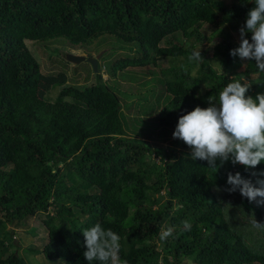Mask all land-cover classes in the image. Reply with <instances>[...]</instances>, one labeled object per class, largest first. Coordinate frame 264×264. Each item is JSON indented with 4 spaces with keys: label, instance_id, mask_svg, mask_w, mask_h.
Listing matches in <instances>:
<instances>
[{
    "label": "trees",
    "instance_id": "trees-1",
    "mask_svg": "<svg viewBox=\"0 0 264 264\" xmlns=\"http://www.w3.org/2000/svg\"><path fill=\"white\" fill-rule=\"evenodd\" d=\"M252 7L245 0H0V264H28L8 226L30 217L47 241L28 248L64 264H88L81 231L96 223L121 237L122 264H264V230H237L218 196L230 187L229 172L254 184L264 162L245 169L227 161L214 173L168 138L181 115L208 107L231 79L246 77L253 98L264 93L255 62L230 55ZM103 35L136 52L112 62L113 78L130 69L129 82L162 85L149 102L159 106L154 119L124 113L98 72L83 88L65 85L64 73L42 72L25 44H89ZM197 50L203 61L189 62ZM145 68L152 75L140 81ZM149 90L136 95V108L150 101ZM157 133L170 143L156 141ZM233 195L240 212L264 222L254 202ZM183 221L190 231H182ZM168 227L173 234L161 243Z\"/></svg>",
    "mask_w": 264,
    "mask_h": 264
},
{
    "label": "clouds",
    "instance_id": "clouds-1",
    "mask_svg": "<svg viewBox=\"0 0 264 264\" xmlns=\"http://www.w3.org/2000/svg\"><path fill=\"white\" fill-rule=\"evenodd\" d=\"M245 2L252 3L254 7L247 12L245 22L238 30L239 46L230 50V55L254 61L257 75L264 74V0ZM248 33L251 34L250 40L246 38ZM187 59L189 62L203 61L199 50L193 51ZM218 65L221 70V65ZM250 87L251 82L244 76L231 79L217 98L209 99L208 107L196 106L178 118L172 137L190 148L193 161H206L207 168L214 173L227 161L245 169L255 168L264 162V93H258L255 98L246 95ZM258 175L264 177V172ZM227 184L230 186L227 191H239L250 203L264 205V178L257 179L253 184L239 172H229ZM182 225V231L191 230L189 221H183ZM252 227L264 230V223L252 217ZM173 231L172 227L162 229L159 234L161 243ZM81 232L86 248L83 256L88 264H122L121 237L117 233L100 223ZM123 264H127V261H123Z\"/></svg>",
    "mask_w": 264,
    "mask_h": 264
},
{
    "label": "rangeland",
    "instance_id": "rangeland-1",
    "mask_svg": "<svg viewBox=\"0 0 264 264\" xmlns=\"http://www.w3.org/2000/svg\"><path fill=\"white\" fill-rule=\"evenodd\" d=\"M216 26L220 27V19L217 20ZM237 41V36L234 35ZM26 46L29 48L30 52L36 60H38L42 72L52 75H57L58 73H64L66 75L65 85H74L78 88H83L87 84H93L97 82V72L103 75V79H106L108 85H111L114 91L119 95L121 100V106L123 107L124 113L129 114L131 117L136 114V116L145 118L147 120L154 119L159 111V106L149 107V102L156 103V95L163 92L162 85L160 83H150L147 85H139L135 88V82L130 80L129 82V72L130 69H125L122 72H118L116 78H113L109 73V66L117 58L121 56L134 55L136 52L133 50L134 47L126 45L122 40L118 39L113 35H103L98 37L96 40L89 44H73L64 38H54L48 40L46 43L25 40ZM85 57L84 60L79 62H74L69 59L70 56ZM97 70L94 71L91 64L88 62L89 57H97ZM156 70V67L153 68ZM152 68H145L140 74V81L144 78L151 77L150 71ZM133 71V70H132ZM194 72V70H193ZM134 84V87H132ZM62 86H57L54 92L58 91ZM150 88L148 91L149 100L148 103L142 104V106L135 107V104L139 98H137L138 93L146 92V89ZM140 91V92H139ZM163 94V93H162ZM162 98V97H161ZM132 102L130 105V111L126 110V104ZM147 108L146 112H143L144 108ZM136 112V113H135ZM151 128V127H150ZM160 133H157L154 139L159 143L164 145L170 142L166 139H162ZM160 138V139H159ZM169 139H172V133L169 134ZM147 139V138H146ZM152 140V139H151ZM264 177H258L261 179ZM256 179V180H257ZM255 180V181H256ZM255 184V183H254ZM218 196L224 204V209L230 223L239 231L248 232L252 235H259L257 232L261 231L252 227V217L260 223L263 218L259 217L258 214L253 212L242 213L239 207H243L239 201L238 196H234L233 192H229L226 189H218ZM258 209L262 211V216L264 217V205L258 206ZM249 215V216H248ZM24 224L14 226L9 225V230L14 229L15 239H12V244L14 248L22 256L26 258L28 264H64L59 260H47L44 258L42 253L34 251V249H29V244H35L40 249L43 243L47 241L46 232L44 228L40 225L39 221L35 218H26ZM264 237L263 231L260 233ZM204 264V263H198Z\"/></svg>",
    "mask_w": 264,
    "mask_h": 264
},
{
    "label": "water",
    "instance_id": "water-1",
    "mask_svg": "<svg viewBox=\"0 0 264 264\" xmlns=\"http://www.w3.org/2000/svg\"><path fill=\"white\" fill-rule=\"evenodd\" d=\"M97 58H98V56L97 57H89L87 59L88 62L91 64L92 68L94 69V71L97 70ZM69 59L71 61H74V62H79L81 60H84L85 57H77V56L72 55V56L69 57Z\"/></svg>",
    "mask_w": 264,
    "mask_h": 264
}]
</instances>
